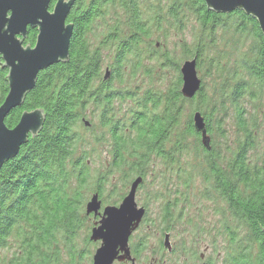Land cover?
Returning a JSON list of instances; mask_svg holds the SVG:
<instances>
[{
  "label": "trees",
  "instance_id": "1",
  "mask_svg": "<svg viewBox=\"0 0 264 264\" xmlns=\"http://www.w3.org/2000/svg\"><path fill=\"white\" fill-rule=\"evenodd\" d=\"M56 1L52 0L51 9ZM149 1L76 0L67 19L74 24L69 60L41 71L24 103L6 118L7 126L13 128L25 111L40 109L45 115L40 132L30 136L19 155L0 170V251H13L11 259H0V264H58V238L72 244L83 226L86 192L96 191L102 198L115 172H123L128 182L143 177L139 191L145 184L152 158L157 157L171 174L177 173L181 186L188 189L193 177L178 170H181V156L192 149L190 138L203 160L202 176L206 185L203 196L225 203L232 220L248 232L244 237L245 246L240 247L236 233L228 228L229 242L236 247L231 249L226 264H264V153L259 161L253 162L250 158L255 148L256 125L246 116V100L257 96L250 89L254 86L260 91L264 89V36L259 24L241 10L215 13L204 0H166L168 5L161 9L162 14L157 13L158 6ZM112 12H115L114 26L109 28L102 44L94 48L89 35L96 22ZM234 21L236 31L254 42L251 55L241 60L244 66L238 73H248V80L240 78L230 95L236 128L242 138L228 159L213 138L211 121L220 107H209L203 84L194 98L182 95L180 62L187 57L188 60L197 58L198 70H203L204 63L216 62L209 57L206 47L211 46L217 31L233 29L230 26ZM164 23L168 29L166 36L173 30L185 32L189 25L198 31L197 41L180 59L173 54L160 53L158 42L153 40L156 31H163ZM28 30L24 44L34 46L37 29ZM111 46L116 47L115 57L106 69L110 77L105 79L102 48ZM149 61H157L162 69L173 74L167 90L150 89L142 98L135 99L137 95L133 91L115 87L116 82H126V69L134 77L141 69L146 75L151 74ZM232 73L235 74V70ZM7 75L8 70L0 68V106L9 90ZM126 99L135 100V108L121 119L114 102ZM190 101L198 102L196 110L190 114L185 131L180 132L177 129L182 123L185 105ZM91 109L98 113L111 145V162L105 170L97 171L94 178L89 165L91 157L84 147L81 132L83 129L95 131L87 115ZM196 112L205 117L208 135L212 137L211 149L202 144L200 134L194 129ZM87 121L90 126L85 124ZM171 182L165 176V184ZM177 195L184 201L189 199L187 192ZM174 207L168 204L162 212L161 221L167 229H171L176 220Z\"/></svg>",
  "mask_w": 264,
  "mask_h": 264
},
{
  "label": "rangeland",
  "instance_id": "2",
  "mask_svg": "<svg viewBox=\"0 0 264 264\" xmlns=\"http://www.w3.org/2000/svg\"><path fill=\"white\" fill-rule=\"evenodd\" d=\"M150 2L158 6L159 9L155 10L157 13L161 12L160 14L164 11L161 9H166L168 5L166 0H163V2L160 0V4L156 0H150ZM119 13L122 14V11H119ZM114 17L115 12H112L103 20L96 22L93 32L89 35L94 48L99 47L108 36L109 28L113 27L115 23ZM191 24L197 27V25ZM231 24L230 27L235 29V21ZM233 29L217 31L215 38H212L213 43L211 46L207 45L206 47L209 57H212L216 62L211 64H209L210 62L204 63L203 70H198L199 76L203 81L204 93L209 99V107H220L213 114L211 125L214 130L213 138H215V142L221 147L220 149L223 150V154L228 159L231 156V150L236 147L239 138H242V133L236 128L234 109L230 104V95L234 84L240 78L245 81L248 80V73H243L242 75L238 73L242 70L241 67L244 66V62L241 60L246 55H251V44L254 42L251 38L245 39L236 29L235 31ZM167 32L168 29L164 23L163 31H156L153 40L158 42L157 48L160 53L173 54L176 59L183 57L185 51H190L189 49L192 48V45L199 37L197 29L191 25L187 27L185 32L173 30L166 36ZM115 50V46L102 48V53L105 57L103 74L107 67L113 63ZM188 59L190 58H184L180 62L181 65ZM237 63H239V66ZM147 64L152 71L151 74L146 75L144 70L141 69L139 74L134 77L131 71L126 69L127 74L124 77L126 82L124 84L116 82L115 87L133 91L137 95L135 99L142 98L146 91L150 89L160 92L167 90L173 81V74L162 69L163 67L157 61H149ZM232 70H235V74L232 73ZM250 90V92L257 95L249 96L246 100V108L248 110L246 116L251 118L252 125H256L255 148L250 154L252 161L256 162L263 158L264 153V89L260 91L257 86H254ZM197 103L194 101L186 103L182 123L177 129L178 131H185L188 118L191 113L195 112ZM114 104L116 110L120 113L118 116L121 119L124 118L130 109L135 108V100L133 102L130 99H126L125 102L116 100ZM87 115L88 120L93 121L95 131L83 129L81 132L85 138L86 145L84 147L88 150L91 157L89 165L92 169V178H94L97 171L105 170L106 166L111 162V145L106 130L100 125L98 113L91 109ZM103 137L105 138L103 139ZM189 142L192 149L184 156H181L179 162L181 170H178L177 166L175 168V170L179 171L178 173H186L193 177L188 189L181 186L177 173L171 174L165 163L160 158L154 157L152 158L151 168L148 170L145 184L137 192L136 201L138 206L147 207L149 212L142 227L143 230L135 234L136 243L139 239L148 235L149 239L144 243L141 253L147 264L151 263L156 256L155 251L158 249V239L161 238L160 227L165 226L161 221L162 212L168 204H171V206L175 205L173 212L176 220L171 228L172 245L190 249V252L187 250L190 253L189 257H196L199 264H202V255L209 258L214 264H226L228 262L231 249L236 247L229 242V237L226 234L228 228H230V232L236 233L238 245L240 247L245 246L244 237L248 233L247 229L232 220L226 210L225 203L216 199L208 200L203 196V189L206 188L202 176L203 160L197 154L196 147L193 145L194 140L190 138ZM164 175L172 180L170 185L165 184ZM109 179L110 183L106 186V192L102 198L100 197L103 207L106 205H119L127 195L132 182V179L129 182L124 180L125 175L121 171L115 172ZM182 191L187 192V197H189L187 201H184L185 199H182V196L177 195L178 192ZM95 192H86L82 215L84 223L77 232L73 243L69 244V246L64 238H58L57 247L60 251L58 264H93V256L101 243L91 242L89 237L94 227V222L99 221L100 217L96 220L93 214L86 215L85 213L86 205ZM73 249L74 251H72ZM12 252V250H9V252L0 251V259L9 261L12 257ZM167 259L173 260V257H167Z\"/></svg>",
  "mask_w": 264,
  "mask_h": 264
},
{
  "label": "water",
  "instance_id": "3",
  "mask_svg": "<svg viewBox=\"0 0 264 264\" xmlns=\"http://www.w3.org/2000/svg\"><path fill=\"white\" fill-rule=\"evenodd\" d=\"M207 7L221 14L241 10L257 20L264 36V0H204ZM76 0H0V68L8 70V94L0 106V170L6 162L16 158L29 137L36 136L44 123V111H25L18 124L11 128L6 118L13 109L20 107L37 83L39 73L54 64L66 62L70 57V44L74 24L68 16ZM37 29L34 46H25L23 39L28 29ZM182 95L192 99L201 90L203 81L198 73L197 58L186 60L181 66ZM110 77L107 70L105 79ZM194 129L201 136L202 144L211 149L205 117L196 112ZM90 126L87 121L85 123ZM143 177L135 178L127 195L119 205L103 207L98 193L86 205V214L100 217L91 230L90 240L100 242L93 256V264H113L116 260H132L129 239L146 215L139 207L136 195ZM168 239V238H167ZM170 243L165 246L170 248ZM120 252L124 253L120 255Z\"/></svg>",
  "mask_w": 264,
  "mask_h": 264
},
{
  "label": "flooded vegetation",
  "instance_id": "4",
  "mask_svg": "<svg viewBox=\"0 0 264 264\" xmlns=\"http://www.w3.org/2000/svg\"><path fill=\"white\" fill-rule=\"evenodd\" d=\"M139 207H144V206H139ZM146 209V215L142 219V222L140 223L139 227L132 233L129 239V248H130V256L132 260H125V261H118L116 260L113 264H147L145 258L142 256V249L144 243L149 239L148 235L146 237H142L141 239L138 240V242H135V234L138 231L143 230V226L145 224V219L147 217L148 208L144 207ZM98 220V217L95 218ZM97 221L94 222V224ZM160 235L161 238L158 240V249L155 251V258L151 263L148 264H199L198 259L196 257L192 258L189 257V252L191 251L188 248H180L178 245H172L171 243V236H172V231L171 229H167L165 226L160 227ZM154 232V231H153ZM163 237V238H162ZM168 238V239H167ZM166 242L170 243V248H167L165 246ZM189 250V252H187ZM124 253L120 252V255H123ZM167 257H173V260H168ZM202 258V264H214L209 258H206L204 255L201 256ZM175 259V260H174Z\"/></svg>",
  "mask_w": 264,
  "mask_h": 264
}]
</instances>
